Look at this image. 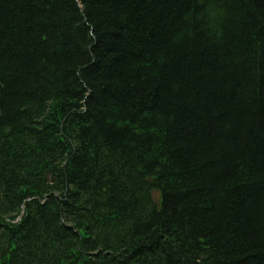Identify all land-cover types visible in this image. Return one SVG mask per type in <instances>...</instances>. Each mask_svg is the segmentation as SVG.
<instances>
[{
  "label": "trees",
  "instance_id": "obj_1",
  "mask_svg": "<svg viewBox=\"0 0 264 264\" xmlns=\"http://www.w3.org/2000/svg\"><path fill=\"white\" fill-rule=\"evenodd\" d=\"M0 264H264V0H0Z\"/></svg>",
  "mask_w": 264,
  "mask_h": 264
},
{
  "label": "rangeland",
  "instance_id": "obj_2",
  "mask_svg": "<svg viewBox=\"0 0 264 264\" xmlns=\"http://www.w3.org/2000/svg\"><path fill=\"white\" fill-rule=\"evenodd\" d=\"M155 196H157V194L155 193Z\"/></svg>",
  "mask_w": 264,
  "mask_h": 264
}]
</instances>
